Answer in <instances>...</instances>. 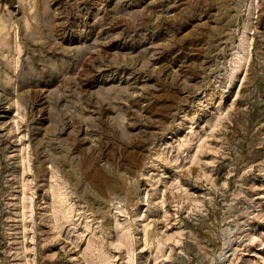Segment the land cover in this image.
I'll list each match as a JSON object with an SVG mask.
<instances>
[{"label":"rangeland","instance_id":"374dc122","mask_svg":"<svg viewBox=\"0 0 264 264\" xmlns=\"http://www.w3.org/2000/svg\"><path fill=\"white\" fill-rule=\"evenodd\" d=\"M0 264H264V0H0Z\"/></svg>","mask_w":264,"mask_h":264}]
</instances>
